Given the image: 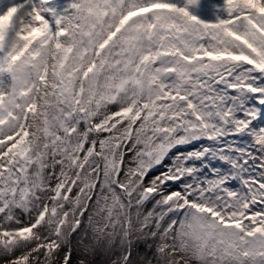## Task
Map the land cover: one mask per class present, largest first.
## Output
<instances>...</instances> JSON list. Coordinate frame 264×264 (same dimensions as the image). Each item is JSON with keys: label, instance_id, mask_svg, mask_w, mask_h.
I'll use <instances>...</instances> for the list:
<instances>
[{"label": "snow or ice", "instance_id": "snow-or-ice-1", "mask_svg": "<svg viewBox=\"0 0 264 264\" xmlns=\"http://www.w3.org/2000/svg\"><path fill=\"white\" fill-rule=\"evenodd\" d=\"M0 264H264V0H0Z\"/></svg>", "mask_w": 264, "mask_h": 264}, {"label": "rangeland", "instance_id": "rangeland-1", "mask_svg": "<svg viewBox=\"0 0 264 264\" xmlns=\"http://www.w3.org/2000/svg\"><path fill=\"white\" fill-rule=\"evenodd\" d=\"M149 207H151V205H149ZM146 249L144 248V247H142L141 249H140V251L141 252H144ZM150 254V253H149Z\"/></svg>", "mask_w": 264, "mask_h": 264}, {"label": "trees", "instance_id": "trees-1", "mask_svg": "<svg viewBox=\"0 0 264 264\" xmlns=\"http://www.w3.org/2000/svg\"><path fill=\"white\" fill-rule=\"evenodd\" d=\"M73 260H75V253L73 254Z\"/></svg>", "mask_w": 264, "mask_h": 264}]
</instances>
